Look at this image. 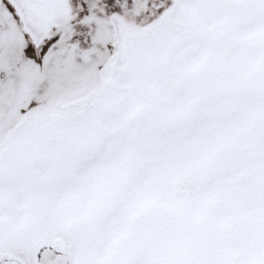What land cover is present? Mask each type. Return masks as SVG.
Segmentation results:
<instances>
[{"label":"snow or ice","instance_id":"snow-or-ice-1","mask_svg":"<svg viewBox=\"0 0 264 264\" xmlns=\"http://www.w3.org/2000/svg\"><path fill=\"white\" fill-rule=\"evenodd\" d=\"M0 264H264V0H0Z\"/></svg>","mask_w":264,"mask_h":264}]
</instances>
